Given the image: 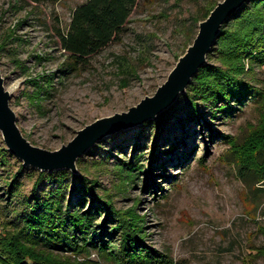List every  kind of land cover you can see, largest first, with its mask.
<instances>
[{
    "label": "rangeland",
    "instance_id": "1",
    "mask_svg": "<svg viewBox=\"0 0 264 264\" xmlns=\"http://www.w3.org/2000/svg\"><path fill=\"white\" fill-rule=\"evenodd\" d=\"M86 1L38 4L34 0H0V42L10 33L16 39L9 42L23 40L0 52L11 106L24 137L44 150H60L87 126L127 113L146 97H154L197 37L199 24L192 16L201 17L224 0H139L121 40L74 63L61 49L56 27L67 31L74 10ZM21 20L26 21L19 27ZM39 55L43 56L40 62ZM208 63L219 64L215 59ZM51 75L56 86L50 96L43 97L39 110L30 99L36 90L34 80ZM244 79L258 92L240 103L232 102V112L213 111L202 104L203 115L197 116L191 114L187 93L180 95L163 123L154 180L143 173L134 182H123L118 166L133 159L137 143L140 151L136 155L148 165L155 122L161 115L96 143L78 159L76 174L65 170L71 175L65 180L64 208L84 211L91 205L89 195L71 176L97 180V192L113 198L117 210L136 208L144 216L146 246L174 264H264V180L244 166L243 158L231 146L232 141L243 143L264 119V66H255L253 76ZM3 149L6 161L0 155V210L10 206L11 217L14 209H24V200L41 171L12 155L0 131ZM21 168L22 185L17 195L22 198H13L8 196L5 179ZM74 184H78L75 191ZM56 188L55 183L45 182L38 193L44 195ZM96 207L101 208L100 204ZM96 217V224L106 223L104 209ZM107 226L110 230L115 223L109 220ZM59 234L66 238L65 233ZM97 237L88 245L93 260L99 259ZM84 238L79 235L77 241L82 244ZM120 239L119 231L107 237L116 246ZM54 250L70 255L67 247Z\"/></svg>",
    "mask_w": 264,
    "mask_h": 264
},
{
    "label": "trees",
    "instance_id": "2",
    "mask_svg": "<svg viewBox=\"0 0 264 264\" xmlns=\"http://www.w3.org/2000/svg\"><path fill=\"white\" fill-rule=\"evenodd\" d=\"M34 1L40 4L48 0ZM138 2L139 0H87L74 10L67 31L56 27L61 49L68 53L74 63H78L98 54L112 42L121 40L123 29ZM217 5L214 4L201 17L192 16L194 22L200 24L206 20ZM25 21H19V27ZM12 39L16 38L10 33L0 42V52L7 51L9 44L23 43L21 38L18 42H9ZM14 56L15 54L12 55ZM37 59L40 62L43 56L39 55ZM208 59H215L219 64L207 63L193 78L186 95L187 102L192 107L191 114L202 116V104L212 107L213 111L232 112V102L240 103L250 93L258 92L244 77L253 76L255 66H264V0L244 3L224 24ZM19 66L24 67L22 63ZM41 78L39 82L34 80L36 90L30 95L31 101L39 110L43 108V97L50 96L56 86L53 75ZM167 118L168 111H165L155 122V138L147 166L142 164L141 156L136 155L140 151L139 143L133 146V159L123 161L118 166L123 182H134L143 173L154 180L159 140ZM231 146L243 158L244 166L255 171L264 180V119L258 127L253 128L243 143L232 141ZM173 147L172 151H175L177 147ZM4 153L6 150H0L1 158L6 161ZM22 169L13 174L11 179H5L10 197L22 198L17 195L22 185L19 180ZM70 175L68 171L40 172L30 195L24 200L23 210L14 209L15 213L11 217L10 206L5 211L0 210V226L3 227V233L0 234V264H174L169 257L146 246L144 216L139 215L136 208L125 212L117 210L113 198L106 193L103 197L97 192V180L71 176L89 195L91 205L84 211L72 212L68 207L64 208V185ZM45 182L55 183L57 188L39 195V189ZM154 183L155 181L153 185ZM77 187L78 184H74L73 191ZM96 204H100L101 208L96 207ZM102 209L106 211V223L98 225L95 223L96 215ZM109 220L115 223L110 230L107 226ZM118 231L121 241L116 246L109 243L107 237ZM59 233H65L66 238H62ZM79 235L85 237L82 244L77 241ZM95 236L99 238L98 260L91 259L88 248L89 243L93 244ZM66 247L70 250V255L67 256L54 250Z\"/></svg>",
    "mask_w": 264,
    "mask_h": 264
},
{
    "label": "water",
    "instance_id": "3",
    "mask_svg": "<svg viewBox=\"0 0 264 264\" xmlns=\"http://www.w3.org/2000/svg\"><path fill=\"white\" fill-rule=\"evenodd\" d=\"M248 1L250 0H224L218 3L209 17L199 24L193 44L179 59L168 80L154 97H146L127 113L96 121L79 131L68 145L54 152L36 147L24 137L18 126V117L11 106L12 94L7 90L0 62V131L8 150L25 166L41 172L70 170L76 174L78 159L85 156L96 143L111 134L156 120L180 95L187 93L193 78L207 65L208 56L220 37L222 27Z\"/></svg>",
    "mask_w": 264,
    "mask_h": 264
}]
</instances>
